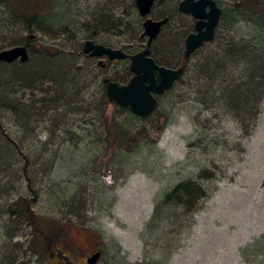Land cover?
<instances>
[{"label":"rangeland","instance_id":"374dc122","mask_svg":"<svg viewBox=\"0 0 264 264\" xmlns=\"http://www.w3.org/2000/svg\"><path fill=\"white\" fill-rule=\"evenodd\" d=\"M179 1L156 0L149 14L169 17L151 44L152 57L162 65L185 62L184 38L194 19L177 10ZM261 1L251 14L248 1L239 6L241 0H215L222 12L213 40L187 59L183 80L158 97L147 120L134 118L105 95L104 77L119 84L130 78L129 57H102L100 67L82 51L87 39L128 56L141 50L146 37H140L143 18L134 0L52 1L50 13L34 26L35 47H27L26 63L40 75L30 87L13 86L20 105L35 102L36 110L29 109L27 118L10 110L2 114L4 131L24 147L30 163L28 178L0 176L2 185L11 182L0 196V264H86L97 249L96 264H264V99L256 103L258 91L240 88L239 100L251 98L241 122L224 99L220 81L226 71L216 73L208 89L199 74L228 37L239 43L255 38L261 47L256 39L264 27ZM27 35L0 2V50L22 45ZM47 48L63 52L64 60L44 61ZM56 92L64 93V105L56 112L47 107V115L39 117L40 100L49 106ZM113 119L129 130L119 145L104 125L107 121L112 130ZM188 180L206 193L194 210L160 202L152 218L163 195ZM19 195L34 199L31 219L43 226L65 224L60 237L46 242L42 256L32 250L37 241L29 220L9 211ZM55 249L68 258L56 257Z\"/></svg>","mask_w":264,"mask_h":264},{"label":"trees","instance_id":"16d2710c","mask_svg":"<svg viewBox=\"0 0 264 264\" xmlns=\"http://www.w3.org/2000/svg\"><path fill=\"white\" fill-rule=\"evenodd\" d=\"M52 1L53 0H0L5 10L10 15H12V17L20 21L23 24L24 29L28 33L26 39L21 42L22 45L26 48L35 47L34 26L39 21H41L44 16L50 13L52 9ZM247 1L248 4L253 5L252 9L254 10H251V14H256V6H260L262 4V1L241 0L242 4L238 5L242 6ZM164 16H166V14L162 15L161 17ZM255 18L259 19L258 16H256ZM98 22H100L98 19L94 21L93 25L95 28L98 27ZM256 22L254 21V23ZM253 39L244 40L239 43L234 39V37H228L223 45L217 47L216 50L218 53L216 56V60H214L213 62V57H207L199 68L201 69V72L199 74L205 75V79L203 80H205L204 84H207V89L212 85L211 82L214 81L213 76H215L216 73L226 71L222 75L220 81L225 83L226 86L225 89L227 91V95H225L224 99L226 100L227 104L232 107L233 115L238 116L241 122H245V116L247 117V115L249 114V112L245 110L243 106L246 107L245 103L250 101L251 98H245V100L241 101L238 98L237 91L244 86L250 85L252 94L254 91H258L259 93L256 98V103L264 99V27H261L256 37V39L259 40L258 42H261L259 43L261 47H257V45L253 42ZM176 52H178V49L176 50ZM42 55L44 61H50L54 59L62 61L65 58V54L63 52L59 51L58 53H56L53 52L50 48L44 49ZM155 61L157 60L155 59ZM185 62H187V59H185ZM185 62L182 64L184 67L183 75L179 79H182V77L186 75V73L190 69L189 67H187ZM1 63L3 69L2 73H0V176L4 174V176H9V179L16 178V180H20L22 177H29L28 167L30 161L28 156L24 152V147L10 138V136L4 131L2 125V114L3 110H10L11 113L15 114V116H20L21 114V116H26L25 118H27L28 115L31 114L30 110H36L35 102L27 104L25 103V105L22 104L23 106L20 105V101L17 99L16 95H14L13 86H15L14 83H16L20 87H30V85L32 86L33 84L32 80H37L40 73L33 71V69H31V66H29L26 62L20 63L18 66L14 63ZM212 63L214 65L213 75L211 74ZM165 65L171 66L170 64H168V62H165ZM240 67L242 68L239 70ZM4 69L8 70L5 71ZM4 73L9 78H7V76L4 78ZM43 78L41 77V79ZM11 82L13 84L9 85V83ZM7 88L10 90L11 94H9V92L5 93V90ZM42 92L44 94H47V92H51V89H48V91L42 90ZM56 94H58V97L52 95L53 98L49 106L45 105V100H40L41 107H39V109L41 110V113H39V117H44L47 115L46 109L50 110L47 107H52L51 110L54 109V111L56 112L58 107L64 105L65 102H63L62 100L64 93L62 95L60 92H56ZM126 110L130 111L128 108H126ZM256 112L254 114H256ZM134 118L147 120L149 119V116L146 118H140L134 115ZM104 125L105 128L108 129L107 133L113 134L114 139L116 140V144L124 143L123 141L129 130L128 127L126 128V125L123 121L113 119L110 124V126L113 127L112 130L107 127V121L104 122ZM2 137H5V140H3ZM14 162L17 164L19 163L16 168H14V166H12L11 164ZM10 183L11 182H8L6 183V185H2V182H0V196L2 194L3 188L7 187V185H10ZM27 186L30 190L33 191L30 183ZM205 195L206 193L204 189L193 181L188 180L185 182H180L171 191L166 192L163 195L161 201H158V203H156L152 218H154L157 214L160 202L174 201L177 204H182L185 207L186 211H192L194 210L198 199L204 197ZM33 201V198H25L24 196L19 195L12 202L14 208H10L9 211L14 216H23L29 220L32 231L36 237L35 239L37 241L31 243L32 250H34L37 255L39 254L40 256H42L43 250L47 248L46 242L49 243L54 241L52 238V235L54 234L56 235V237H60L63 233V226H65V224H55V221H51L50 223H45V225L43 226V224L41 225V223L36 220V217L34 219H31L33 212L30 204ZM34 245H37V248H35ZM37 249L41 250L37 251ZM63 255L64 254L62 253V255L59 256L68 258L66 255Z\"/></svg>","mask_w":264,"mask_h":264},{"label":"water","instance_id":"95a60500","mask_svg":"<svg viewBox=\"0 0 264 264\" xmlns=\"http://www.w3.org/2000/svg\"><path fill=\"white\" fill-rule=\"evenodd\" d=\"M138 13L144 18L140 37L146 36L145 47L129 55V70L132 76L125 84H118L108 77L103 78L108 101L119 107L128 108L134 115L146 118L154 113L158 96L170 90L183 74V67L170 68L158 65L150 56V43L159 34L167 18L153 20L148 17L155 0H134ZM178 10L189 13L194 19V31L184 39V57L188 58L203 43L211 41L221 16V8L214 0H181ZM82 51L91 57L106 56L109 60L125 59L127 54L118 48H111L93 40L83 42ZM29 58L23 45H15L0 50V61L25 63ZM157 75V77H156ZM101 256L97 249L86 258V264H96Z\"/></svg>","mask_w":264,"mask_h":264},{"label":"flooded vegetation","instance_id":"af4514ba","mask_svg":"<svg viewBox=\"0 0 264 264\" xmlns=\"http://www.w3.org/2000/svg\"><path fill=\"white\" fill-rule=\"evenodd\" d=\"M155 1H156V0H155ZM155 1H154V3H155ZM180 1H181V0H180ZM180 1H179V2H180ZM214 1H215V0H214ZM134 2H135V1H134ZM179 2H178V3H179ZM154 3H153V5H154ZM216 4H217V3H216ZM153 5H152V7H153ZM135 6H136V5H135ZM152 7H151V9H152ZM177 10H178V4H177ZM178 11H179V10H178ZM137 12H138V10H137ZM179 12H180V11H179ZM221 12H222V11H221ZM150 13H151V10H150ZM150 13H149V14H150ZM181 13H183V12H181ZM138 14H139V13H138ZM164 14H166V13H163L162 15H164ZM186 14H189V13H186ZM162 15H161V16H162ZM139 16H140V15H139ZM140 17H141V16H140ZM148 17H149V15H148ZM191 17H192V16H191ZM220 17H221V16H220ZM141 18H143V17H141ZM150 18H151V17H150ZM162 18H167L166 23H167L168 20H169L168 14H166V16H164V17H160L159 19H162ZM192 18H193V17H192ZM193 19H194V18H193ZM143 20H144V18H143ZM153 20H158V19H153ZM194 21H195V19H194ZM219 21H220V20H219ZM142 22H143V21H142ZM166 23H165V24H166ZM165 24H163L162 26H164ZM218 24H219V23H218ZM217 26H218V25H217ZM161 28H162V27H161ZM216 28H217V27H216ZM160 30H161V29H160ZM192 31H194V24H193V30H192ZM215 31H216V29H215ZM159 32H160V31H159ZM190 32H191V31H190ZM188 33H189V32H188ZM188 33H187V34H188ZM187 34H186V35H187ZM214 35H215V32H214ZM157 36H158V35H157ZM157 36H156V37H157ZM145 37H146V36H145ZM156 37H155V38H156ZM185 37H186V36H185ZM155 38H154V39H155ZM213 38H214V37H213ZM146 39H147V38H146ZM154 39H153V40H154ZM184 39H185V38H184ZM153 40L151 41L150 46H149V49H150V56H151V57H152V47H151V44H152ZM208 42H209V41H208ZM145 43H146V42H145ZM205 43H206V42H205ZM203 44H204V43H203ZM203 44H202V45H203ZM202 45H201V46H202ZM144 47H145V45H144ZM144 47H143V48H144ZM111 48H112V47H111ZM198 48H199V47H198ZM198 48H197V49H198ZM197 49H196V50H197ZM196 50H195V51H196ZM195 51H194V52H195ZM137 52H138V51H137ZM194 52H193V53H194ZM125 53H126V52H125ZM135 53H136V52H135ZM193 53H192V54H193ZM126 54H127V53H126ZM192 54H191V55H192ZM87 55H88V54H87ZM191 55H190V56H191ZM88 56H89V55H88ZM183 56H184V51H183ZM190 56H189V57H190ZM89 57H91V56H89ZM102 57H106V56H101L100 58H97V65L100 66V67H104V62H103V60H102ZM127 57H129L128 54H127ZM127 57H126V58H127ZM189 57H188V58H189ZM95 58H96V57H95ZM152 58H153V57H152ZM184 58H185V59H188V58H186V57H184ZM107 59H108V58H107ZM153 59H154V58H153ZM108 60H109V59H108ZM116 60H117V59H116ZM120 60H123V59H120ZM154 60H155V59H154ZM111 61H112V60H111ZM155 62H156V61H155ZM156 63H157V62H156ZM157 64H158V63H157ZM158 65H162V64H158ZM172 65H173V66H172ZM172 65H171V66L163 65V66L170 67V68L183 67V65H175V64H172ZM183 69H184V67H183ZM183 71H184V70H183ZM182 75H183V74H182ZM182 75H181V76H182ZM131 76H132V73H131ZM131 76H130V77H131ZM181 76H180V77H181ZM156 77H157V75H156ZM108 78H109V77H108ZM129 79H130V78H128V80H129ZM111 80H112V79H111ZM128 80H127V81H128ZM178 80H179V79H178ZM102 81H103V79H102ZM113 81H114V80H113ZM127 81H126V82H127ZM176 81H177V80H176ZM115 82H116V81H115ZM117 83H118V82H117ZM118 84H119V83H118ZM120 85H122V84H120ZM164 93H165V92H164ZM164 93H163V94H164ZM163 94H162V95H163ZM160 96H161V95H160ZM158 97H159V96H158ZM158 97H157V98H158ZM54 252H55V256H56V257H59V255H62L61 252H60L58 249H55ZM92 253H93V252H92ZM92 253H91V254H92ZM91 254H90V255H91ZM63 256H65V255H63ZM66 256H67V255H66ZM67 257H68V256H67ZM85 261H86V260H85Z\"/></svg>","mask_w":264,"mask_h":264}]
</instances>
